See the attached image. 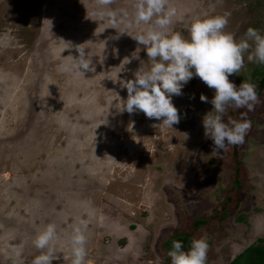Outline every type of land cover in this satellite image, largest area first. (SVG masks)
I'll list each match as a JSON object with an SVG mask.
<instances>
[{"label": "rangeland", "instance_id": "374dc122", "mask_svg": "<svg viewBox=\"0 0 264 264\" xmlns=\"http://www.w3.org/2000/svg\"><path fill=\"white\" fill-rule=\"evenodd\" d=\"M136 2L0 0V264H32L42 252L33 241L48 224L56 226L52 264H71L76 226L86 236L84 264H170L173 237L187 233L206 238V264L264 245V92L247 112L251 127L235 159L231 146L212 152L204 136L212 105L200 96L211 100L214 89L198 77L173 97L181 119L172 128L118 111L127 98L121 81L147 66L132 36L150 24L133 23ZM169 4L178 10L170 29L185 37L194 19L226 12L225 31L237 39L249 27L264 35V0ZM101 10L116 16L101 19ZM70 44L87 48L94 72L57 71L77 55ZM257 69L264 66L245 58L229 80L238 86V75ZM239 161L241 191L232 187Z\"/></svg>", "mask_w": 264, "mask_h": 264}, {"label": "clouds", "instance_id": "9594fccd", "mask_svg": "<svg viewBox=\"0 0 264 264\" xmlns=\"http://www.w3.org/2000/svg\"><path fill=\"white\" fill-rule=\"evenodd\" d=\"M98 3L108 6L112 0H98ZM95 14L101 19L105 15L116 16V13L104 10ZM121 15L125 19L128 17L126 11ZM177 15L178 10L169 4V0H137L133 23L150 26L132 37L146 51L147 66L145 61H141L139 69L133 73L134 79L121 81V86L127 90V98L121 101L118 111L129 114L142 112L147 118L162 121L163 125L172 128L181 119L172 103L173 97L182 96V89L191 79L198 77L208 88L214 89L211 100L203 94L200 96L201 102L212 105L201 120L204 136L212 140V152L222 154L229 146L245 142L251 127L246 118L247 112L254 111L261 102L254 83L242 81L237 87L229 80V76L244 68L245 58L249 63L264 66V35L258 29L249 27L237 39L225 31L230 15L226 12L194 19L188 25V35L185 37L170 29ZM122 33L125 32H118ZM70 45L67 49L74 47L77 55H67L71 59L61 62L57 71L84 76L87 72H94L95 65L86 52L87 48L82 47V44ZM191 98H195L194 94ZM229 108L247 111L241 112L238 120L229 118L225 121ZM55 237V224H48L36 235L34 246L42 252L34 257L32 264H52L51 242ZM208 247L206 238H193L187 250L181 241L173 240L167 256L170 264H206ZM70 252L71 264H84L87 255L86 236L80 226L74 227L72 231Z\"/></svg>", "mask_w": 264, "mask_h": 264}, {"label": "trees", "instance_id": "16d2710c", "mask_svg": "<svg viewBox=\"0 0 264 264\" xmlns=\"http://www.w3.org/2000/svg\"><path fill=\"white\" fill-rule=\"evenodd\" d=\"M256 68V67H254ZM257 74L250 77V79H240L238 75L237 79V84L238 86L242 81L245 82H251L256 85V91L258 94V97H261L262 93L264 92V69H257L255 70ZM237 86V87H238ZM246 109H240V110H234V109H229V118L231 119H240L241 112H243ZM255 122V120H253ZM243 145V144H242ZM242 145H235L231 146L230 152H229V158L233 157L234 159L238 155V153L242 150ZM240 165L241 162H236L234 165H231L234 176H235V182L233 188H236V190L241 191L243 186L241 185L240 182L237 181L238 177L240 176ZM204 220H198L197 225L198 227H202L205 225ZM192 235L190 234H184V235H176V237H173V240H178L181 241L183 244V247L185 250L189 247L190 241L192 240ZM230 264H264V245L259 244V245H252L249 246L247 249H245L242 253L238 254Z\"/></svg>", "mask_w": 264, "mask_h": 264}]
</instances>
